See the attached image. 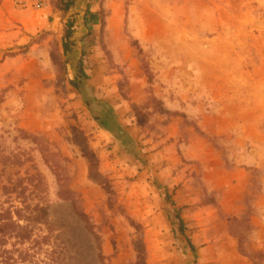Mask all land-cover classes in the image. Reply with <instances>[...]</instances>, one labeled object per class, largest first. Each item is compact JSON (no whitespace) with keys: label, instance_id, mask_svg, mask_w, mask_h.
<instances>
[{"label":"rangeland","instance_id":"rangeland-1","mask_svg":"<svg viewBox=\"0 0 264 264\" xmlns=\"http://www.w3.org/2000/svg\"><path fill=\"white\" fill-rule=\"evenodd\" d=\"M1 210L4 264H264V0H0Z\"/></svg>","mask_w":264,"mask_h":264},{"label":"trees","instance_id":"trees-1","mask_svg":"<svg viewBox=\"0 0 264 264\" xmlns=\"http://www.w3.org/2000/svg\"><path fill=\"white\" fill-rule=\"evenodd\" d=\"M89 14V18L85 20V24H96V14L93 13H88ZM4 189V187H3ZM38 212L36 213V217L35 220H42L43 217L42 214L44 213L43 210L41 209H36ZM42 222V221H40ZM8 224H10L11 226H15L16 224L14 222H9ZM7 225H4V210L0 211V264H4V227ZM17 226V227H16ZM15 227L20 229L21 231H26V228L23 226H19L18 224Z\"/></svg>","mask_w":264,"mask_h":264}]
</instances>
